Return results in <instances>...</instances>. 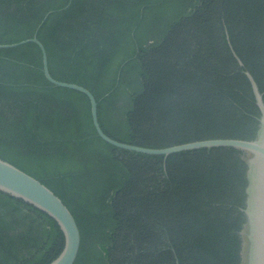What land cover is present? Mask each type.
<instances>
[{"label":"trees","instance_id":"1","mask_svg":"<svg viewBox=\"0 0 264 264\" xmlns=\"http://www.w3.org/2000/svg\"><path fill=\"white\" fill-rule=\"evenodd\" d=\"M36 34L53 78L91 91L114 140L257 137L245 71L264 98V0H0V45ZM0 159L72 212L75 264H244L246 152L112 146L89 97L46 79L35 43L0 49ZM64 243L54 219L0 192V264H51Z\"/></svg>","mask_w":264,"mask_h":264},{"label":"water","instance_id":"2","mask_svg":"<svg viewBox=\"0 0 264 264\" xmlns=\"http://www.w3.org/2000/svg\"><path fill=\"white\" fill-rule=\"evenodd\" d=\"M26 43H35L40 47L43 54V72L51 84L81 92L89 97L93 123L98 135L105 142L116 148L145 155L165 157L175 153L207 148H234L245 151L247 155L246 178L248 187L246 189V202L243 210L247 220V228L243 233L245 240L244 264H264V98L256 80L250 72L245 71V75L251 83L256 104L261 113L259 131L255 140L215 139L165 149H149L114 140L102 130L98 119V102L95 96L83 86L61 82L53 78L49 71L46 48L38 39L37 34L34 38L20 43L0 45V49L16 48ZM235 57L243 68V62L237 55ZM0 192L35 207L58 223L64 234L65 243L61 254L51 264L76 263L81 248V232L75 217L60 197L41 181L3 159H0Z\"/></svg>","mask_w":264,"mask_h":264}]
</instances>
